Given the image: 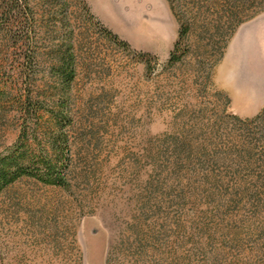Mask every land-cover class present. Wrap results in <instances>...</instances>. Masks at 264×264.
<instances>
[{"label":"rangeland","instance_id":"obj_1","mask_svg":"<svg viewBox=\"0 0 264 264\" xmlns=\"http://www.w3.org/2000/svg\"><path fill=\"white\" fill-rule=\"evenodd\" d=\"M63 96L68 184L1 192L0 264H264V0H0V155L39 108L54 157Z\"/></svg>","mask_w":264,"mask_h":264},{"label":"trees","instance_id":"obj_2","mask_svg":"<svg viewBox=\"0 0 264 264\" xmlns=\"http://www.w3.org/2000/svg\"><path fill=\"white\" fill-rule=\"evenodd\" d=\"M26 1V0H25ZM58 73L63 84L69 88L75 77L74 59L70 55L58 68ZM61 107L51 112L47 118L48 123L57 126V135L52 138L53 149L51 152L42 142L45 137H40L36 132L33 135L35 142L41 140L38 149H33L30 143V128L26 125L30 121L41 122L45 119V114L39 108H29L24 117V128L20 140L6 154L0 155V194L9 185L18 181L22 177L28 176L36 178L49 185L66 186L67 178L65 173L68 168V155L70 152L69 137L65 129L72 125L73 119L67 109L65 96L59 100Z\"/></svg>","mask_w":264,"mask_h":264},{"label":"bare ground","instance_id":"obj_3","mask_svg":"<svg viewBox=\"0 0 264 264\" xmlns=\"http://www.w3.org/2000/svg\"><path fill=\"white\" fill-rule=\"evenodd\" d=\"M94 255H96V259H97V260H99V256L97 255V253H96V254H94V253H93V251H92V257H93V261L95 260V258H94Z\"/></svg>","mask_w":264,"mask_h":264}]
</instances>
